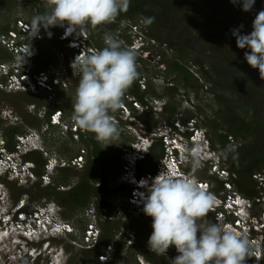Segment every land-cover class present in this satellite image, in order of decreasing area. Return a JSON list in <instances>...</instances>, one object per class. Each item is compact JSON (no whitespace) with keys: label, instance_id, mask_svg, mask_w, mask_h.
Listing matches in <instances>:
<instances>
[{"label":"rangeland","instance_id":"374dc122","mask_svg":"<svg viewBox=\"0 0 264 264\" xmlns=\"http://www.w3.org/2000/svg\"><path fill=\"white\" fill-rule=\"evenodd\" d=\"M200 2L205 8V10L201 12L204 17L198 15V17L200 16L198 19L196 18L197 16H194L188 9L186 11L177 12L173 16L172 22L176 26L189 25L192 30L191 36L197 32L198 36L202 38H206L210 41L215 40L216 32H218L216 28H222L219 24L214 22V18H209L212 13V7L221 4L227 7L233 4V2L232 0H200ZM237 3L239 4L238 6L242 4L241 0H237ZM10 4L11 5H8V8L0 14V56L1 52L3 53V56L0 57V143L5 141L4 149L6 152H13L12 159L17 162L26 163V160L31 161L29 158L32 155H40L42 158L39 169L37 168L38 166H36V162L33 161L35 168L31 169L32 165L29 163L27 165L29 170L18 169L19 172H17L11 164L10 168L5 162L0 164V215L12 213L13 209L19 206L18 203L20 202L23 204L20 210L25 211L30 219L39 220L40 225H42V236H38L33 240L31 239L32 241L25 238L23 243V247L25 248H21V250H19L20 246L16 248L11 244L10 236L4 238L0 241V264H81L84 263L86 259H89V257L87 258L86 256L85 250L96 247L100 241L98 237V239L88 243L86 241V231L90 229L92 224L96 225L95 217L99 216V218H97V225L100 228V233H102L104 230V223L108 226V224H106V219L110 218L108 216L106 217L107 214L99 215L97 202H99L100 195L97 192L89 195V204L73 205L70 201L64 200L65 202L63 201V203L62 200L65 195L71 193L72 189L79 182V178L86 167V161L82 167L78 165L72 166L71 158L76 154L85 152V160H87L91 150V146H89L88 143L96 140L95 134L86 132L83 137L80 134V129L74 131L77 125L72 119L73 104L75 102V90L78 82L71 76L72 68L70 65L72 61L69 57V49H66L67 47L64 45L58 46L52 39H47L50 42L46 40L40 42L36 40V35L32 38L31 36L22 37V40H26L29 43L28 53H30L31 57L27 64H25L27 59L22 56L21 52L16 53L13 49H9L10 46L6 40L10 41V39L6 30H3L4 26H14L15 31L18 32V22H15L16 19L22 17L32 23L33 19L40 15V13L38 14L36 12L35 8H32L33 3L28 2V0H11ZM205 16L208 19H205ZM197 24L200 28H197ZM106 25L102 26L100 29L98 28L96 32L91 27L87 30L88 32L90 31L94 49H100L97 44L101 43L102 35L104 37V35L108 33L116 37L117 34L114 32L115 30L109 29ZM230 28L232 31L237 29L235 26H231L230 23L227 26L226 29L228 31H225L227 38L225 37V40L227 39L226 43L229 45L231 44L229 37H235L232 32H230ZM92 31L96 33L95 38H97V43H95L96 39L93 37L95 33ZM91 33H93V35ZM198 36L196 38H198ZM186 37H189V34L186 35ZM186 37L184 35L185 39ZM153 38L157 39L156 37ZM195 41L197 42V39H195ZM47 43H50V48L46 46ZM174 53L175 50L169 48L167 42H161L159 40V42L157 41L149 45L148 51L139 53V56L144 59H138V71H142V73H144L142 75H146L148 81L151 80L149 84L155 86L159 90L162 85L164 87L171 85V82L166 79L168 64L165 60L172 58ZM44 55L50 58L52 57V60H54L47 67L42 68L40 64L41 58ZM1 64H4V66H1ZM190 68L193 71L195 70L194 65ZM17 69H19L20 73L31 70L32 73L36 72L38 74L41 71H45L50 76L54 75L56 79H52V83L50 84L51 89L47 87V89H45L41 86H36L37 88L35 87L32 89L31 87L30 89H27L28 87L24 88V81L26 79H19V85L11 88L9 87L10 85H6V78L2 73H6L10 70L16 72ZM168 78H170V76ZM48 79L50 80L51 78ZM29 83L36 84L33 80H29ZM147 84L148 82L146 81V85ZM173 97L172 103L177 105L179 111L181 110V106H185L192 111H195L196 107H198L203 109L206 114H212L215 109L218 110L219 108L218 102L214 100L212 94L207 92L205 88L199 91L198 95V92L196 94L194 91L179 86V89ZM148 98H150V96H148ZM162 99L167 101V97ZM126 104L127 103H125V106H127ZM158 104V109H162V105L160 103ZM58 105L62 107L55 109L52 113L61 110L62 115L60 117L58 116L57 125H54L53 122H55L56 119H54L53 116H51L52 113L49 114L48 111ZM150 109H152L151 117L154 122L151 128L147 127V123L144 122L134 110L133 112L131 111V117L126 119L125 117L128 115L127 109L123 111V109L120 108L117 112L112 113V118L117 123L121 132L119 140L116 141L118 144H110L104 147L102 143L98 142L103 154L107 155L108 152L113 151L115 155L112 158L113 161L104 163L106 171L105 177H103V179L98 177L94 181V186L98 185L97 182L105 183L110 189L118 187L119 185L122 186L110 193H103V197L112 204L110 213L112 216L111 222L116 224L113 229V232L116 233L113 240L114 243L107 248L108 252L106 254L99 256L98 259L86 261L85 264H153L145 256L135 251V249H129L128 245L131 242L129 238L131 237L133 240L135 236L133 232L128 233L129 237L126 239L125 244H122V242L119 243L123 250L121 255L116 253L117 241L121 237V232L130 230L129 222L126 224L128 219H133V222L138 223L142 228L151 229V231H153L151 227L152 218L145 215L143 211L141 212L136 209L135 205L131 203L127 191V187H131L129 183L130 180L128 179L131 175V170H135V168L138 169L139 164L143 165L147 163L141 161L138 162L136 166V162L130 165L128 160H132V158H127V154L132 151L133 147L131 145L136 139L134 134L136 131L138 133L140 128L147 129L151 133L157 131L158 126L167 125V128L162 127L161 129L163 131L166 130V133H175L174 135L178 133L179 140L186 146L189 145L191 141L192 137H188V135L192 132L191 128L193 126L191 123H184L181 118H179V121L178 119L167 121L162 114H159L158 110L154 109V107ZM218 116L221 118L222 115L219 114ZM200 118L202 119L203 117L201 116ZM173 121L174 124L172 123ZM171 125L178 130L174 129ZM177 125L179 126L177 127ZM14 126L20 128L21 132L16 133L14 139L11 141L12 143L8 145L6 131ZM195 127H197L196 124ZM198 128H203L206 131L203 126H198ZM212 132L213 130L211 129V133ZM21 134H29L31 136L37 135V143H35V145H37L38 149L23 154L26 148H18L20 137L17 136ZM157 134L161 135L160 130ZM160 138L156 137V146L153 151L155 155L163 152L162 156L164 158L165 155L170 152V147L166 146L167 144L165 141H168L166 138ZM228 139L230 142L228 145L226 144L225 147H220L218 144L211 147L212 153H215L209 160L206 159L203 162L202 168L194 172L189 165L186 167V170L193 171L194 177L197 178V180L200 179L207 182L209 184L208 187L211 186L212 193L215 195L214 200L217 204L214 202V207L208 213L205 222H219L224 227L231 228L237 232L246 233L248 237H253L254 239L249 240L252 246V252L255 254V259H258L263 251L260 241L264 236V171L259 178L256 179L257 185L254 186L256 190H259V195L257 197L249 199L250 202L248 197H246L247 204L243 206L240 211H238V207L231 204V202L228 203L234 208L228 206L227 199L230 192L226 189H222V192L217 191V183L221 179L219 175L213 173L212 170L215 164H218V161L221 162L220 167L229 170L228 163L222 160L221 155L223 153L226 154V152H229L227 156H236L237 162L239 163H244L246 158L237 151L241 143L243 144V141L241 139L237 140L234 136H229ZM32 141L35 142V138H33ZM1 148L2 146L0 144V149ZM234 151L237 152V155H235ZM53 161L60 162V165L55 167L52 165L53 163H51ZM159 163L160 168L162 165L161 160ZM44 173H46V178L42 176ZM64 175L66 176L65 179L63 178ZM230 177H234V175L231 174ZM58 178L61 180L58 181ZM231 184L234 185L233 183ZM47 187H51L52 190H48ZM234 190L239 192V194L241 193L236 187H234ZM56 192L59 194L57 195ZM233 193L234 191L232 195ZM240 195H242V193ZM220 199H222V201ZM49 206H51V210L46 212L44 208L47 207L46 209L48 210ZM87 207L90 209L87 210ZM93 209L95 211L94 214L92 212ZM46 214L49 215L46 216ZM13 215L15 220L19 218L17 213H13ZM55 223H67L72 232H64L63 226L61 228L58 226L60 229H58V231H53V225ZM15 236L16 234L13 235V237ZM178 254L175 247L171 246L166 255L169 263L172 264L171 259L175 258ZM116 259L118 260L117 262L115 261ZM247 259L246 257V260Z\"/></svg>","mask_w":264,"mask_h":264},{"label":"clouds","instance_id":"9594fccd","mask_svg":"<svg viewBox=\"0 0 264 264\" xmlns=\"http://www.w3.org/2000/svg\"><path fill=\"white\" fill-rule=\"evenodd\" d=\"M232 2L236 3L237 0H232ZM241 3L244 11H250L255 0H241ZM129 4L130 0H44L47 11L35 17L31 24L32 38L38 33L39 26L47 30L49 27L63 26L66 23L58 38L67 47V50L74 49L76 51V54L70 57L72 59L70 66L73 75L80 77L75 90V102L73 104L72 119L77 125L74 131L80 129L81 135L86 132L94 133L97 142L102 143L104 147L110 144H118L116 141L119 140L121 135L117 123L112 118V113L117 112L120 108L123 111L127 109L128 115L125 117L126 119L131 117L133 110L136 113H140V111L142 113L154 107L155 110L161 112L162 109H158V103L162 107L165 103V100L153 97L150 98L148 106H146L133 95L126 93L139 76L137 54L148 51L150 44L141 45L137 49L123 48L117 39L106 33L104 36L106 46L101 50L89 52V47L93 43L87 31L88 28L91 27L95 30L98 26L115 23L120 14L127 11ZM154 19V17L144 18L145 25H150L154 22ZM16 20L15 22H17ZM27 22L30 23L29 21ZM128 22L135 21L128 20ZM128 22L127 30L130 28ZM139 23L141 24V22ZM122 25L125 28L123 21ZM17 29L18 37H16L15 43L16 46H20L22 41L19 25ZM10 30L15 31L14 26H10ZM141 31L144 35V42H149L151 37L148 35L147 30L142 27ZM6 33L10 38L11 35L8 32ZM129 34L130 39L128 38L127 42H132L133 34L131 32ZM232 34L236 37L237 47L250 49V51L244 53V57L251 67L259 69L260 78L264 80V10L259 11L255 16L252 23V31L249 34H241L238 29H234ZM50 35L51 33H49ZM71 38L76 40L73 45L69 43ZM83 48L87 52L85 55L79 54ZM30 57L31 55L26 57L27 61L25 64L30 61ZM2 74L6 78V85L12 84L11 88L19 85V79H26L24 85H28L29 80H33L37 84L40 79H38L39 74L36 72L32 73L31 70L20 73L19 69H17L16 72L10 70ZM10 75H14L16 79L10 78ZM54 77V75H48L45 80L52 83L51 81ZM48 78L51 79L49 80ZM141 81H144L143 87L141 86ZM146 81L149 82L148 77L142 75L139 80L141 88H146ZM125 103H127L128 107L125 106ZM61 115V110L52 113L51 116L56 119L53 122L54 125H57V118ZM188 123L193 126L191 128L192 132L188 135V137H192L189 145L184 146L181 143L178 133L174 135L175 133H166V130L163 131L161 129L162 127L167 128V125L159 124L161 127L158 126L155 132L150 133L144 128H140L138 133L136 131L134 134L136 139L131 145L133 149L127 154V158H132V160H128L130 165L136 162V166L138 162L143 161L147 154L152 151L151 148L156 141V137H161L160 139L166 138L168 140L165 141L166 146L170 147V152L166 155L164 154V158L162 156L159 159L154 171L139 174L135 168V170H131V175L128 178L131 184L129 193L131 203L135 205L137 210L143 211L145 215L152 218L151 227L153 231L148 238L147 246L150 252L158 256H166L168 249L174 246L179 254L171 259L172 264H245L246 257L255 256L249 240L254 238L248 237L246 233L224 227L219 222H205V218L214 207L215 195L212 193L211 186L208 187L209 184L207 182L200 179L197 180L194 177L193 171L195 172L202 168L203 162L206 159L209 160L215 152L212 153L211 151L212 145L206 131L203 128H198V126L195 127L193 120ZM173 128L177 129L174 126ZM159 130L161 135L157 134ZM17 137H20L18 148H26L23 154L38 149L37 145H35L37 143V135L21 134ZM33 138H35V142L32 141ZM0 144L2 146L0 149V164L5 162L9 168L12 165L17 172H19L18 169L29 170L27 166L29 163L32 165L31 169L35 168L32 160H26V163L13 160L14 153L6 152L4 149L5 141ZM81 153L84 155L85 163V152ZM160 160L162 165L159 168ZM51 163L55 167L60 165V162L53 161ZM217 163L212 171L219 175L224 182V189L230 192L227 203L231 202V204L236 205L238 211H240L247 204L246 196L244 197L243 194L242 196L240 195L241 193L239 194V192L234 190L235 185H232L230 180L231 172L227 170L228 173H222L220 171L222 168L220 167L221 162L218 161ZM71 165L76 166L72 162ZM189 165L193 171L186 170ZM47 170L51 171L50 169ZM263 171L264 168L254 174V178H259ZM45 174L42 175L43 178H46ZM222 199L220 200L222 201ZM228 204V206L234 208L230 203ZM18 205L13 209L12 213L0 215V241L10 236L11 244L16 248L20 246L19 250H21V248H25L23 247L25 238L33 240L38 236H42V225H40L38 219H30L25 211L20 210L23 206L22 203L19 202ZM46 208H44L46 212L51 210V206L48 207V210ZM92 212L93 214L95 213L94 209ZM13 213H17L19 216L17 220L14 219ZM97 218L99 216L95 217L96 225L92 224L90 229L86 231V241L88 243L98 239L100 236ZM66 224L55 223L53 231H58L63 226L64 232L71 233L72 230ZM14 234H16L15 237H13ZM260 243L263 250L264 236ZM262 256L261 253V256L256 259L260 261L259 264H264L261 261Z\"/></svg>","mask_w":264,"mask_h":264},{"label":"trees","instance_id":"16d2710c","mask_svg":"<svg viewBox=\"0 0 264 264\" xmlns=\"http://www.w3.org/2000/svg\"><path fill=\"white\" fill-rule=\"evenodd\" d=\"M10 1L11 0H0V14L8 8V5H11ZM28 2L33 3L32 8H35L36 12L38 14L40 13V15L44 14L47 10L44 5V0H28ZM238 5L239 4L236 2L227 7L223 4L212 7V13L209 18H214V22L219 24L222 29L216 28L218 32H216L215 40L211 41L198 36L196 31L197 35L194 34L191 36L192 30L187 24L184 26H176L172 22V18L177 12L186 11L188 9L194 16H197L196 18L198 19L200 16H203L201 12L204 11L205 8L200 0H130L126 12H122L115 23L105 25L109 27V29H114V32L120 37L130 39V34L126 29L128 20L141 22L142 27L147 30L150 37H156L158 42L159 40L161 42H167L168 47L175 50L174 56L165 60L168 64L166 79L171 82V85L165 87L162 85L159 90L155 86L149 84L151 82L150 80L145 89L141 88L139 80L144 73L138 71V79L126 93L133 95L146 106H148L150 98L155 97L162 99L167 97V101H165L162 111L159 112V114H162L167 121L181 118L184 123L193 120L196 126L205 127L212 147L216 144L220 147H225L226 144L228 145L230 142L228 139L229 136H234L237 140L241 139L243 144L241 143L237 151H239L243 157H246L244 163L237 162V157L234 155L227 156L229 152H226V154L223 153L221 157L223 162L228 163V169L231 174L234 175V177L230 178L231 182L238 191L252 199L259 195V190L254 188V186L257 185V180L253 175L262 171L264 168V80L260 78L259 69L251 67L244 57V53L250 51V49H241L237 47L236 37H229L231 44H227V39L225 40L227 34L225 31H228L226 28L230 23L231 26H235L241 34H249L252 31V23L255 16L259 11L264 10V0H255L250 11H244L242 4L240 6ZM198 15L200 16L198 17ZM149 17H154L155 19L154 22L146 26L144 18ZM205 19L208 18L205 16ZM122 21L125 24V28L122 25ZM65 25L52 26L50 36L47 31L39 26L38 32L43 31V36L45 37H41L37 40L40 42L44 40L50 42L47 39H52L58 46L63 45L58 36ZM105 25L98 26L95 32L98 28L100 29ZM196 26L200 28L198 24ZM4 29L6 32H9L10 26H4L3 30ZM230 32H232L231 28ZM93 33L91 34L93 35ZM188 34L189 37H186ZM95 35L96 33L93 35L94 38ZM197 36L198 38H196ZM95 39V43H97V38ZM195 39H197L198 44ZM49 45L50 43L46 44V46L50 48ZM97 45H99L100 50L106 46L103 35L101 43ZM75 54L76 51H74V49H69V57ZM2 56L3 53L1 52L0 57ZM137 58H141V60L144 59L139 56V54H137ZM41 59L40 67L42 68L47 67L54 60H52V57L50 58L45 55L42 56ZM191 64L195 66L194 71L190 68L192 67ZM71 76L76 82H79L80 77L75 74L73 75V71ZM169 76L170 78H168ZM179 86L194 91L196 94L198 92V95L199 91L205 88L207 92L212 94L214 100L218 102V110L215 109L212 114H206L203 109L198 107H196L195 111H192L185 106H181V110L179 111L177 105L172 103V98H174L173 96L179 89ZM148 96H150V98H148ZM61 107V105L55 106L53 109H49L48 113L51 114L55 109ZM151 111L152 109L137 113V115L147 123V127L149 128H151L153 126L152 123H154L151 117ZM219 114L222 115L221 118L218 116ZM223 114L225 115V119ZM201 116L203 117L202 119L200 118ZM172 123H174V121ZM211 129L213 130L212 133ZM18 132H21V129L15 126L6 131L8 145L12 143V139H14ZM83 135L85 134H82V136ZM88 145L91 146V150L86 160L84 172L71 193L65 195L62 202L65 200L70 201L73 205L89 204V195L97 192L100 195L99 202H97L98 213L99 215L107 214L106 217L108 216L110 219H106V224H108V226L104 223V230L100 233V241L96 247L85 250L86 256L87 258L89 257V259H86L85 262L81 264H85L86 261L98 259L99 256L106 254L108 252L107 248L114 243L113 240L116 233L113 232V229L116 224L111 222L112 216L110 213L112 204L103 197V193H110L122 186L119 185L118 187L110 189L103 182H97L98 185L94 186V181L98 177L101 179L105 177L106 171L104 163L113 161L112 158L115 154L113 151L108 152L107 155L103 154L97 140L88 143ZM155 146L156 143L152 146V151L143 159L147 164L138 165L137 171L139 174L148 171L152 172L156 169V165L162 157L163 152L155 155L153 151ZM235 155H237V152H235ZM41 158L40 155H32L29 159L36 162V166H38L37 168L39 169ZM63 178L65 179L66 176L64 175ZM57 180L60 181L61 179L58 178ZM47 188L48 190H52L51 187ZM224 188V182L222 180L218 181L217 191L220 192ZM127 191L130 193V187H127ZM56 194L58 195L59 193L56 192ZM128 222L131 231L121 232V237L117 241L116 246V253H118V255H121L123 251L119 243L122 242V244H125L126 239L129 237L128 233L133 232L135 236L133 240L129 238L131 241L128 245L129 249H135V251L145 256L153 264H171L166 256H158L150 252L147 246V240L152 232L151 229L142 228L138 223L133 222V219H128L126 224ZM262 255L263 258L261 261L264 262V246ZM247 258L245 264H259L260 262L255 259V256ZM115 261L117 262L118 260L116 259Z\"/></svg>","mask_w":264,"mask_h":264},{"label":"built area","instance_id":"2783aa9c","mask_svg":"<svg viewBox=\"0 0 264 264\" xmlns=\"http://www.w3.org/2000/svg\"><path fill=\"white\" fill-rule=\"evenodd\" d=\"M17 22H18V25L21 28V36L20 37H21L22 45L16 46L15 40H16V37H18V33L15 32L14 30H10V32H9V34L11 35V37L9 38L10 41L6 40V42L10 46L9 47L10 50L13 49L16 53L17 52H21L23 57H29L30 56V53H28L29 43L26 40H22V37L32 36V33H31V24L28 23L27 21H24V20L20 19V18L17 20ZM128 24H129V27H130L129 30H128V32L129 33L131 32L133 34V36H132V39L133 40L131 39L132 42H127V39L128 38L120 37L118 34L116 35V37H114L115 39H117L121 43V45H122L123 48L137 49L141 45H147V44H150L151 45V44H154L156 42V39L155 38H152V37L150 38V41L149 42H144V35H143L142 31H141L142 30V27H141V24L139 22H128ZM67 28H66V30H68ZM42 29H44L48 33L51 32V27H49L47 30L44 27H42ZM118 32H119V30H118ZM134 33H136V34L134 35ZM36 37L38 39H40L41 37H43V31H39L36 34ZM75 42H76V40H74L72 38L69 40V43L72 44V45L75 44ZM96 50L97 49L96 48L94 49L93 46H90L89 47V52L90 53L93 52V51H96ZM79 54H81V55L87 54V52L85 51V48H83L80 51ZM1 66H4V64H1ZM38 74H39V78L40 79L37 81V84L29 83L28 85H25L24 88L28 87L27 89H30V87H31V89H32V88H35L36 86H41V87H43L45 89H47V88L51 89L50 88V84L51 83H49L48 81L45 80L48 77L47 73L45 71H41ZM10 78L16 79V77L14 75H10ZM53 79H56V77H54ZM11 86H12V84H10L9 87H11ZM141 86L142 87L144 86V81H141ZM72 164L73 165H78V166L82 167L83 164H84V155L82 153H80L78 156L73 157ZM220 171L222 173H224V174L225 173H228L227 169H225L223 167L221 168ZM66 226L69 228V225L68 224H66ZM88 237H90V236H88Z\"/></svg>","mask_w":264,"mask_h":264}]
</instances>
